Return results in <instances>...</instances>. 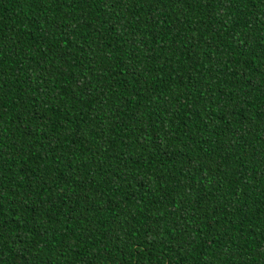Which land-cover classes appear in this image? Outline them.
<instances>
[{"label": "trees", "instance_id": "trees-1", "mask_svg": "<svg viewBox=\"0 0 264 264\" xmlns=\"http://www.w3.org/2000/svg\"><path fill=\"white\" fill-rule=\"evenodd\" d=\"M0 264H264V0H0Z\"/></svg>", "mask_w": 264, "mask_h": 264}]
</instances>
